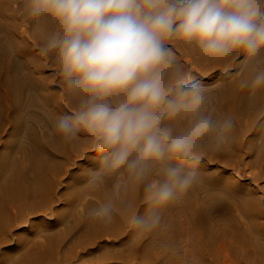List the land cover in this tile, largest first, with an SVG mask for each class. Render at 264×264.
<instances>
[{
    "label": "clouds",
    "instance_id": "9594fccd",
    "mask_svg": "<svg viewBox=\"0 0 264 264\" xmlns=\"http://www.w3.org/2000/svg\"><path fill=\"white\" fill-rule=\"evenodd\" d=\"M26 14L50 26L39 55L55 62L77 100L56 117L55 132L68 143L85 133L100 154L85 185L121 169L142 182L160 167L161 178L144 187L148 211L130 219L133 230L152 232L162 210L201 182L206 139L223 145L235 127L214 119L209 86L184 72L176 45L227 64L230 78L235 65L264 53V0H27ZM242 87L264 88V71ZM178 118L187 122L179 131ZM89 215L110 223L113 210Z\"/></svg>",
    "mask_w": 264,
    "mask_h": 264
},
{
    "label": "rangeland",
    "instance_id": "374dc122",
    "mask_svg": "<svg viewBox=\"0 0 264 264\" xmlns=\"http://www.w3.org/2000/svg\"><path fill=\"white\" fill-rule=\"evenodd\" d=\"M26 4L27 0H0L5 12L19 14L16 20L20 26H24L25 17H28ZM29 20L31 24L35 23L30 17ZM241 59H244L243 55ZM253 60L258 62L256 57L244 64L235 65L237 71L230 78L222 75L223 69L228 65L223 69L191 73L201 83L209 86L208 109L212 110L217 121H219L218 95L220 92L229 91L234 81L246 75V65L248 62H254ZM52 64L48 66L46 72L52 79L51 85L47 86L45 91L52 95H61L65 86L54 75L55 62ZM252 68L254 72L258 70L256 65ZM71 99L68 98L69 102L76 100L75 97ZM62 101L65 103L67 99L63 98ZM69 109L70 107L67 108L68 111ZM244 119L246 123L247 116ZM186 123L182 118L171 122L176 130L179 127L185 128ZM263 124L264 110H261L252 129L243 128L241 138L244 146L240 151L231 155L225 150L208 154L213 159H204L200 169L203 168L208 174H218L222 171L225 175L254 187L264 210V162L261 163L258 158L260 155L258 149L252 151L247 146L251 140H255L257 146L264 145V138L254 134ZM11 130V127L6 128L0 136V171L4 174V179H0V201L5 194V183L12 176L10 171L18 165L17 160L24 162L29 149L26 142L8 139ZM84 137L86 139L84 148L67 164L68 168L56 186L55 198L50 203L42 197L25 200L20 206L10 210L7 215L8 221L5 223L2 221L0 211L2 223L0 264H232L225 263L224 257L219 255V242L216 237H210V250L211 254L213 253L211 262L209 259L205 260L195 247L198 238L195 227H204L207 233L210 232L208 225L212 220L208 217L207 211L213 205L222 206L228 212L226 216L238 222L236 218L238 210L231 211L224 203L226 196L221 194L222 190L216 189L217 185L214 190L204 191L200 196H194L189 191L180 201L162 210V222L155 230L137 232L131 228L130 219L137 212L145 214L148 211L144 187L145 184L161 178L160 167L158 165L152 167L150 174H153V177L150 182H139L134 188L138 195L142 192V196L135 203L129 193L125 169L102 174L94 184L85 185L88 171L98 167L100 154L91 150L92 146L86 134ZM208 139L214 144L211 138ZM14 146L16 151H12ZM10 160L13 161V166L9 168ZM233 161L243 164L246 169L241 173L230 168ZM254 176H257L258 180H254ZM222 181L227 182L228 177L224 176L220 182ZM211 193L215 197L211 198ZM218 198H222V201L217 200ZM104 205L111 206L113 210V219L110 223L94 220L89 215L93 209ZM181 208H187L190 213H179L178 210ZM118 213L125 221L119 220ZM15 214L18 216L15 217ZM216 214L213 212L212 216ZM260 219L264 221V217L261 216Z\"/></svg>",
    "mask_w": 264,
    "mask_h": 264
},
{
    "label": "bare ground",
    "instance_id": "6f19581e",
    "mask_svg": "<svg viewBox=\"0 0 264 264\" xmlns=\"http://www.w3.org/2000/svg\"><path fill=\"white\" fill-rule=\"evenodd\" d=\"M16 18H19V14H9L0 5V136L6 128L11 127L8 139L26 142L29 149L25 155L26 160L24 159V162L17 160L18 165L14 167L15 169L12 168V172L10 171L11 179L7 183L4 182L5 194L0 201L3 223L8 221L7 215L10 210L20 206L25 200L42 197L50 203L55 198L56 186L67 170V164L79 155L86 141L85 133H81V139L78 141L65 142L54 130L56 117L67 112L68 107L73 109L77 101L69 102L68 98L73 97L66 87L61 95H52L45 91V88L51 85L52 79L46 72L48 66L53 65V61L41 57L39 48L50 31V26L43 20L31 24L29 17H25L24 26H20ZM176 51L186 73L223 69L227 65L204 61L194 49L183 45L177 44ZM257 58L258 62L255 59L256 61L247 63L246 75L234 81L229 91L220 92L218 95V120L231 118L235 127L229 141L223 145L218 146L215 142L213 144L206 139L204 159L212 160L213 158L208 154H215L217 151L225 150L230 155L240 151L244 146L241 138L243 128L252 129L256 124L258 113L264 110V88L242 87L244 81L250 82L258 71H264V53ZM254 65L258 66L255 72L252 68ZM63 98L67 99L66 104L62 101ZM246 116L247 120L244 123ZM183 128L179 127L177 131ZM254 134L264 138V124ZM247 146L252 151L258 149L260 154L258 158L261 163L264 162V145L257 146L255 140H251ZM15 147L12 151H16ZM9 165V168L13 166V161L10 160ZM245 167L234 161L230 164V168L237 169L241 173L246 169ZM203 170L200 169L202 180L190 190L191 194L200 196L204 191L214 190L217 185L216 189L222 190L221 194L226 196L224 203L231 211L238 210L236 216L238 222L226 216L228 212L222 206L213 205L207 211L208 217L212 220L208 225L210 232L207 233L204 227H195L198 237L195 246L197 252L199 251L205 260L209 259L211 262L213 253L211 254L210 250V237H216L219 242V255L224 257L225 263L264 264V221L260 219L261 216L264 217V210L260 205L259 195H256V189L239 179L225 175L222 171L218 174H208ZM125 172L130 187L129 193L135 203L142 196V192L138 195L134 191L139 181L126 170ZM224 176L228 177V181L220 182ZM152 177L153 174L149 173L143 182H150ZM1 178L4 179L3 171H0ZM253 179L258 180V177L254 176ZM212 197L215 195L211 193ZM217 200L222 201V198ZM178 212L190 213L187 208H181ZM213 212L217 214L212 216ZM118 217L120 221H125L119 213Z\"/></svg>",
    "mask_w": 264,
    "mask_h": 264
}]
</instances>
